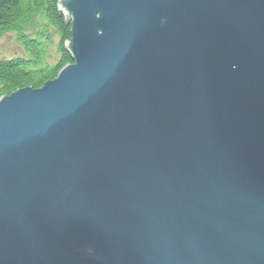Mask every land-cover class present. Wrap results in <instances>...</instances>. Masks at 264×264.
<instances>
[{
  "label": "water",
  "instance_id": "obj_1",
  "mask_svg": "<svg viewBox=\"0 0 264 264\" xmlns=\"http://www.w3.org/2000/svg\"><path fill=\"white\" fill-rule=\"evenodd\" d=\"M73 64L0 99V264H264V0H60Z\"/></svg>",
  "mask_w": 264,
  "mask_h": 264
},
{
  "label": "trees",
  "instance_id": "obj_2",
  "mask_svg": "<svg viewBox=\"0 0 264 264\" xmlns=\"http://www.w3.org/2000/svg\"><path fill=\"white\" fill-rule=\"evenodd\" d=\"M60 0H0V37L15 32L26 58L5 60L0 58V99L20 89L42 88L58 77L67 65L73 64L66 43L70 42L71 26L59 11ZM34 16L47 20L60 36V58L54 67L44 62L45 47L40 39L24 33L23 25Z\"/></svg>",
  "mask_w": 264,
  "mask_h": 264
},
{
  "label": "rangeland",
  "instance_id": "obj_3",
  "mask_svg": "<svg viewBox=\"0 0 264 264\" xmlns=\"http://www.w3.org/2000/svg\"><path fill=\"white\" fill-rule=\"evenodd\" d=\"M63 15V14H62ZM65 17V15H63ZM46 19L34 16L23 25L26 35L32 39H40L45 47L44 62L50 67H54L60 58L59 44L60 36L52 27L48 26ZM26 53L15 32L4 34L0 37V58L13 60L16 58H26Z\"/></svg>",
  "mask_w": 264,
  "mask_h": 264
}]
</instances>
